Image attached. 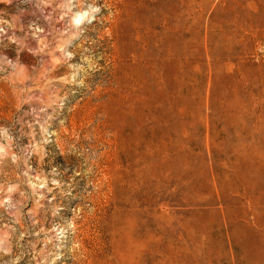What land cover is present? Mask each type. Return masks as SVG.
I'll return each instance as SVG.
<instances>
[{
	"label": "rangeland",
	"instance_id": "obj_1",
	"mask_svg": "<svg viewBox=\"0 0 264 264\" xmlns=\"http://www.w3.org/2000/svg\"><path fill=\"white\" fill-rule=\"evenodd\" d=\"M0 264H264V0H0Z\"/></svg>",
	"mask_w": 264,
	"mask_h": 264
},
{
	"label": "bare ground",
	"instance_id": "obj_2",
	"mask_svg": "<svg viewBox=\"0 0 264 264\" xmlns=\"http://www.w3.org/2000/svg\"><path fill=\"white\" fill-rule=\"evenodd\" d=\"M73 20H74L76 23H80L81 15H78L77 17H74V16H73Z\"/></svg>",
	"mask_w": 264,
	"mask_h": 264
}]
</instances>
